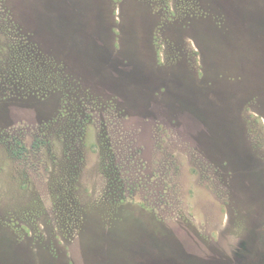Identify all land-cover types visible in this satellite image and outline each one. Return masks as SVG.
Masks as SVG:
<instances>
[{
    "label": "rangeland",
    "instance_id": "374dc122",
    "mask_svg": "<svg viewBox=\"0 0 264 264\" xmlns=\"http://www.w3.org/2000/svg\"><path fill=\"white\" fill-rule=\"evenodd\" d=\"M0 264H264V0H0Z\"/></svg>",
    "mask_w": 264,
    "mask_h": 264
},
{
    "label": "trees",
    "instance_id": "16d2710c",
    "mask_svg": "<svg viewBox=\"0 0 264 264\" xmlns=\"http://www.w3.org/2000/svg\"><path fill=\"white\" fill-rule=\"evenodd\" d=\"M64 192L66 193L67 191L65 190ZM79 220H81V221L84 220L83 215L79 214Z\"/></svg>",
    "mask_w": 264,
    "mask_h": 264
},
{
    "label": "bare ground",
    "instance_id": "6f19581e",
    "mask_svg": "<svg viewBox=\"0 0 264 264\" xmlns=\"http://www.w3.org/2000/svg\"><path fill=\"white\" fill-rule=\"evenodd\" d=\"M4 117V116H3Z\"/></svg>",
    "mask_w": 264,
    "mask_h": 264
}]
</instances>
